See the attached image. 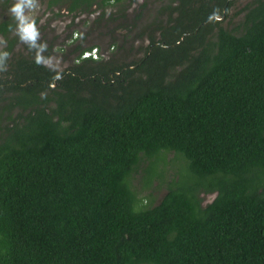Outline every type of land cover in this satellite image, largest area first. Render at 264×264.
<instances>
[{"label":"trees","instance_id":"obj_1","mask_svg":"<svg viewBox=\"0 0 264 264\" xmlns=\"http://www.w3.org/2000/svg\"><path fill=\"white\" fill-rule=\"evenodd\" d=\"M125 1L47 5L120 6L132 31ZM170 1L138 32L142 58H83L98 48L78 43L61 79L14 50L0 4V264H264V0L231 28L232 0ZM154 181L158 203L142 194Z\"/></svg>","mask_w":264,"mask_h":264},{"label":"rangeland","instance_id":"obj_2","mask_svg":"<svg viewBox=\"0 0 264 264\" xmlns=\"http://www.w3.org/2000/svg\"><path fill=\"white\" fill-rule=\"evenodd\" d=\"M252 1L232 0L229 16L222 19L221 24L228 28L236 25L242 16V13L238 11L242 10L243 6ZM14 2L15 0H12L7 5L5 0H0V4H6V18L11 16L9 9ZM168 2L171 1L135 0L131 6H127L124 13L128 20L139 15V20H137L134 25L135 28L132 31L116 28L120 19V17H117V15H120L117 9L120 6L106 8L103 17L100 15V10L84 12L76 17H72L71 14L66 12V5L49 8L47 5L48 0H38V7L29 14L34 17L39 28L41 43L46 42L48 45V49L44 55L52 58L53 62L58 65V71H63L75 65V59L79 51L74 50V47L78 43H81L84 47L97 46L96 58H103L104 61L128 62L131 59L139 60L144 55L149 39L145 36L146 34L139 37L138 32L144 27L148 28V30L153 29L154 22L166 19V13L159 11ZM124 4L127 5L128 1L126 0ZM58 12H61L60 15L57 14ZM12 34L16 36L14 50L16 52H26V44L20 41L15 31ZM81 37L83 38L82 41ZM5 41L4 37L0 35V50L6 46L7 42L5 43ZM140 45L141 49H138ZM14 111L16 112V110ZM140 182L138 179L135 181V184L139 186ZM153 184L156 185L155 189L147 188L142 191V194L151 192L155 198V203H158L166 190L163 185H157L155 181ZM213 197L214 194L207 195L206 200L210 201Z\"/></svg>","mask_w":264,"mask_h":264},{"label":"clouds","instance_id":"obj_3","mask_svg":"<svg viewBox=\"0 0 264 264\" xmlns=\"http://www.w3.org/2000/svg\"><path fill=\"white\" fill-rule=\"evenodd\" d=\"M37 7L38 0H15L9 9L12 18L16 21L14 31L21 42L27 44L30 50L35 51V63L38 66H43L50 71L56 72L54 78L61 79L62 74L58 71V65L53 62L51 57L44 55L48 49V45L46 42L41 43L39 28L37 27L34 17L29 14L35 11ZM220 20L221 16L218 9L208 17V22H218ZM9 30H13L11 25H9ZM9 57V52H0V72L7 71L6 61Z\"/></svg>","mask_w":264,"mask_h":264},{"label":"built area","instance_id":"obj_4","mask_svg":"<svg viewBox=\"0 0 264 264\" xmlns=\"http://www.w3.org/2000/svg\"><path fill=\"white\" fill-rule=\"evenodd\" d=\"M83 58H92V59H97V49L92 48L91 50L84 51L82 54Z\"/></svg>","mask_w":264,"mask_h":264},{"label":"water","instance_id":"obj_5","mask_svg":"<svg viewBox=\"0 0 264 264\" xmlns=\"http://www.w3.org/2000/svg\"><path fill=\"white\" fill-rule=\"evenodd\" d=\"M214 196H215V194H214Z\"/></svg>","mask_w":264,"mask_h":264}]
</instances>
